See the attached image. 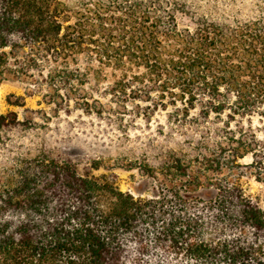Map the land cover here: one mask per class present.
I'll return each mask as SVG.
<instances>
[{
    "label": "trees",
    "instance_id": "1",
    "mask_svg": "<svg viewBox=\"0 0 264 264\" xmlns=\"http://www.w3.org/2000/svg\"><path fill=\"white\" fill-rule=\"evenodd\" d=\"M209 9L0 0V84L24 91L0 114V264H264V207L243 186L264 183V1ZM37 93L49 111L26 107ZM72 106L155 115V163L131 159L150 195L67 152L52 122Z\"/></svg>",
    "mask_w": 264,
    "mask_h": 264
},
{
    "label": "rangeland",
    "instance_id": "2",
    "mask_svg": "<svg viewBox=\"0 0 264 264\" xmlns=\"http://www.w3.org/2000/svg\"><path fill=\"white\" fill-rule=\"evenodd\" d=\"M201 6L210 7L209 11L214 16L243 17L252 16L258 5L264 0H194ZM201 12L205 9H201ZM198 12V11H197ZM10 94L24 95L23 85L15 82L0 84V114L10 110L21 112V107L9 104ZM26 107L45 108L49 111L41 94L24 96ZM108 97H101L104 104L109 103ZM73 102H71V105ZM69 115L59 114L60 118H53L52 127L57 128L59 138L63 139L67 152L84 162L97 161L98 167L94 173L112 174L115 184L124 191L134 194L150 195L155 184V178L141 172L131 159L139 157L141 162L155 163V115L151 123H146L142 118L124 117L122 122L116 120V114L110 117L84 114L72 106ZM126 120V121H125ZM130 161V164H127ZM243 163L251 161L247 156L240 160ZM243 186L247 194L259 201L264 207V183L258 182L253 177H244Z\"/></svg>",
    "mask_w": 264,
    "mask_h": 264
}]
</instances>
